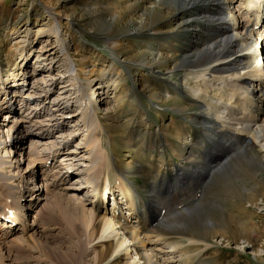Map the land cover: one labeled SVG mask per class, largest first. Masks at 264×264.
<instances>
[{"label": "bare ground", "instance_id": "1", "mask_svg": "<svg viewBox=\"0 0 264 264\" xmlns=\"http://www.w3.org/2000/svg\"><path fill=\"white\" fill-rule=\"evenodd\" d=\"M149 1L152 0L142 1V16L144 17L140 25L142 31L159 32L161 35L164 27L168 28L169 24L167 38H173L176 42L180 32H189V36L184 37L186 44L175 46L176 48L170 46L167 48L169 50L166 52L169 51V55H165L163 46L166 44L163 39L156 44L153 52H148L145 56L140 54L139 58L136 57L137 60H133L137 67H144L149 73L155 72L154 69L159 67H163L164 71L172 74L179 70V83L184 88V92L177 97L178 99H174L175 108L184 115V119L189 120L184 122V138L181 137L183 134L181 131L170 136L177 138L178 142L183 141L181 144H184V151L189 150L184 156L182 165L184 171L173 173V177L178 181H184V188H189L192 184L200 185L205 176L214 178V175H218L225 167H235L238 164L242 175L239 178L232 180V174L223 171V175L229 179L226 189L229 192H233L235 188L238 190L237 194L241 199L239 207L242 210H246L245 204L249 202L258 205L259 200L256 201L255 197L262 198L264 192L257 185L250 186L249 180L264 179L256 174V172L264 171V60L259 66L263 65L262 70L256 65V57L259 54L258 40L264 35V0H158V2H150L146 5ZM51 33L54 36L53 40L51 39L50 43H41L40 49L37 50L39 52L37 57L43 62L50 59L49 62L53 63L56 60L54 63H57L61 58L66 61L64 72L60 74L59 79H62L63 75H65L64 79L68 78V84L65 85L70 86L69 90L72 87L75 88L74 93L78 94L77 99L81 100L80 105L83 109L70 115L68 105L71 97H68L69 93L63 92V96L54 98H50L46 90L37 93L36 90L39 88L36 87L38 86L36 81L41 84H48L52 81L53 84L57 81L55 77L49 75L48 79H44L45 77H41V80L34 79L32 81L34 87H28L29 91L27 88V91L21 95L25 100L18 106L19 111L25 110L24 108L30 104V99L39 100L41 103L31 106L30 115L26 118L12 121L11 128L6 130L8 140L4 139L3 129L8 122L1 124L0 219H2L4 228L10 227V230L5 231L2 237L6 238L12 233H17L16 239L21 240L26 234L33 237L34 234L44 232L38 222H35L34 212L38 201L45 200L48 193H51L50 198L53 204L58 206L67 223L74 226L75 220L80 219L84 223L99 224L96 240L101 242L98 246L102 262L114 259L112 264H139V262L141 264H190L186 262L187 256L185 252L183 254L181 247H186L187 243L189 245L198 244L202 239L189 237L187 227L190 223L197 229H205L214 225L211 216L203 210H196L197 204L180 210L177 206L172 207L180 201L179 197L154 190L156 176L164 173V170L170 166L171 168L178 167L177 162L171 164L169 158L164 160L156 154L158 144H156L154 153L149 155L150 165L145 168L132 166L119 161L118 157L115 158L113 151L116 147L113 143L111 147L114 150L110 152L111 154H100L97 150L100 146L96 148L95 143L98 140L96 141L93 136V127L94 125L101 127V124L96 113L99 108H95L97 103L90 105L92 97L98 98L96 102L107 97L111 92L108 86L112 84L114 93L117 90L120 91L114 96V101H121L124 98L121 91L131 89L136 95L135 99L142 102L143 97L136 93L141 94V92L135 90V78L130 76L129 83L131 84L127 85V88L125 85L120 87L117 84L120 73L125 74V70L128 74L129 70L118 57L113 61V66L118 64L114 69L113 66L106 68L98 75L89 70L83 71L85 76L79 73L73 75L76 71L72 72L73 63L69 58L68 48L63 44V40L59 39V29L54 26ZM10 75L12 74L0 81V89L1 84L7 86L5 90H0V93L3 94L10 88L12 95L15 96L18 95V90L24 88L23 80L26 77H23L18 84L15 82L10 84L8 82ZM169 92L166 91L163 96L155 94L154 99L158 102L166 98L170 99ZM11 101L10 98L6 100L4 98L0 102V112L6 110L3 113V120L8 117L11 119L10 114L16 115L17 113V108ZM59 103H64L66 106L61 108ZM104 111L107 115H112L115 108L110 106ZM41 115L46 116L44 120L39 117ZM61 117L65 118L63 122L73 118L74 127L79 129L82 126L83 131L87 132L83 145L77 147L79 144L77 143L75 146L79 152H82L81 159L88 162L81 170L78 179L73 181L77 185H65L72 175V166L80 158L75 157L77 149L68 148L71 136L75 133L74 127L65 132L64 126L58 125ZM207 117L209 121H206ZM191 119L200 120V124L206 129L194 130L186 127ZM24 127L36 128L38 131L35 137L30 138L29 136L30 133L34 134L33 132H23ZM212 134L217 135V139L212 140L210 138ZM161 135L166 136L163 131ZM203 137H207L211 145L204 141ZM194 138H197V141ZM26 141H29L27 150L24 145ZM159 144L162 146V142ZM12 149H20V153L12 157ZM232 150L239 155L227 158L230 163L226 161L219 167L213 165L218 162L219 157ZM57 156H61V159L56 161ZM41 159H43L42 162ZM24 164H26L25 167H23ZM76 165L80 167L83 163L76 162ZM133 169L135 173L141 174L150 182L149 191L153 194L147 196V199L138 191V188L143 185L130 183L128 174L134 175ZM50 175L53 176L52 183L49 181ZM162 177L161 186L163 188L166 177ZM187 180L190 182L187 183ZM16 181L22 183L21 192L13 189ZM80 183L84 184L81 189H89L83 200L75 198L80 189ZM61 184L64 185L61 186ZM236 185L239 188L235 187ZM177 187L175 185L173 188L176 190ZM2 192L8 195H1ZM26 194L31 197L28 199ZM109 195L113 198L111 204L114 206L111 208L107 202L110 201ZM90 197L93 199L90 200ZM86 203L90 206L85 207ZM259 205L264 207L263 202ZM122 206H125V212H122ZM165 206L169 209H165ZM171 208H174L173 211ZM165 211H170L174 218L180 219L181 224L167 227L163 222V224L159 223ZM241 213L247 214L248 211ZM245 227L247 228V224ZM246 228L242 230L245 235L252 233L250 227L247 228L248 230ZM197 229L195 233L199 232ZM174 239L177 241L174 242ZM132 256L136 260H132Z\"/></svg>", "mask_w": 264, "mask_h": 264}, {"label": "rangeland", "instance_id": "2", "mask_svg": "<svg viewBox=\"0 0 264 264\" xmlns=\"http://www.w3.org/2000/svg\"><path fill=\"white\" fill-rule=\"evenodd\" d=\"M142 1L0 0V81L9 77V74H12L8 78V82L10 84H14V82L18 84L20 80H23V77H26L23 80L24 88L18 90V95H12L13 92L10 88H8L9 91H4L3 94L0 93V102L4 98L5 100L10 98L12 100L11 103L17 108L16 115L10 114L12 116L11 119L8 117L6 120H3V113L6 110L0 112V126L8 122L3 128L4 139L8 140L6 130L11 128L14 120L26 118L27 115H30V107L41 103L39 100L30 99V104L24 108V111H19L18 108L25 100L21 95L27 91L28 87H34L32 82L34 79L41 80V77L48 79L49 75L55 77L57 81L53 84V81L51 83L48 82V84H41V82L36 81L38 85L36 87L39 88L36 92L41 93L43 90H46L45 92L49 93L50 98L63 96V92L65 94L69 93L68 97H71L68 105L70 115L83 109V106L80 105L81 100L77 99L78 94L74 93L75 88L72 87L69 90L70 86L65 85L66 83L68 84V78L64 79L65 75H63V77L61 76L62 79H59L60 74L64 72L66 61L61 58L57 63H54L56 60L53 63L49 62L50 59L43 62L37 57L39 54L37 50L40 49L41 43H50V40H53L54 36L51 31L55 26L59 29V39L63 40V44L68 48L69 58H71L73 63L71 67L72 72L76 71L73 75L79 73L81 76H85L83 75V71L88 70L98 75L99 72L105 71L106 68H111L113 61L118 57L122 63L126 64L129 70L128 74H126L125 70V74L123 72L120 73V79L117 84L120 87L125 85L127 88V85L130 86L131 84L129 83L130 76L135 78V90L141 92V94L139 92L136 93L143 97L142 102H138L135 99L136 95L131 89L121 91L124 98L121 101H114V96L118 95L120 91L117 90L115 94L112 84L108 86L111 92H109L107 97H104L99 102H96L98 99L96 96L92 97L90 105L97 103L95 108H99L96 110V113L99 117L98 121L100 120L99 123L101 124V127H97L96 125L93 127V136L96 141H99L95 143L97 144L96 148L100 146L97 149L100 154H111L110 152L114 150L111 147L113 143L116 147V150L113 151L115 158L118 157L119 161L121 160L129 165L145 168L150 165L148 159L158 146L156 154L163 157L164 160H168L169 158L171 164L177 162L178 167H173V169L170 166L164 170V173L162 172L161 175L156 176L157 180L154 183V190L179 197L180 201L172 207L177 206L180 210L197 204L196 210H203L211 216L214 225L213 227L208 226L205 229H197L195 226L199 231L195 233L197 232L195 227L191 223L189 224L187 227L189 229L186 230L189 234L188 236L202 239V241L195 245L187 243L186 247H181V244L179 245L182 248L183 254L185 252L187 256L186 262L190 264H264V207L259 205V203H264V195H262V198L255 197L256 201L259 200L257 202L258 205L249 202L245 204L246 210H242L239 207L241 199L237 194L238 190L235 188L233 192H229L226 189L229 179H226L223 175V171H225L232 174V180L241 177V170L236 162H234L236 164L235 167H225L220 170L218 175H214V178L205 176L198 186L192 184L191 187L184 188V181H178L173 177V173L184 171V166H182L184 164V156H186V151L189 150L186 149L184 151V144H181L183 141L178 142L177 138L170 136L177 131H181L183 133L181 137L184 138V122L189 120L184 119V115L175 108L176 101L174 99H178L177 97L184 92V88L179 83V70L172 74L164 71L163 67H159L154 69L155 72L149 73L146 68L137 67L133 60H137L140 54H144L145 56L147 55L146 53L153 52V49L157 46L156 44H159L163 39L166 44L163 46L165 55H169V51L166 52V50H169L167 48L169 46L176 48L175 46L186 44L184 37H188L189 32H180L176 42L173 41V38H167L169 36V24L167 25L168 28L165 26L163 29V34L167 30L164 35H160L159 32L142 31L140 26L142 24L141 20L144 18L142 16ZM150 2H158V0L149 1L146 5H149ZM38 31H42V33L39 34ZM53 64L54 66H52ZM116 66L118 64H115L113 69ZM46 74L48 76H45ZM1 85L2 88L0 90H5L7 86ZM166 91H170V99L166 98L159 102L154 99L153 95L163 96ZM59 105L62 106L61 108L66 106L64 103H59ZM107 106L115 108L112 115H107L104 111V109L108 108ZM132 114L135 115L133 116ZM39 117L44 120L46 116L41 115ZM64 119V117H61L58 125L64 126L63 130L65 132L73 129V118H69L70 120L63 122ZM206 121H209V117L206 118ZM200 123V120L191 119L186 127L194 130L206 129ZM22 129L25 133H34H30V138H34L38 131L34 127H24ZM74 131L75 133L71 136L72 139L69 141L68 148L77 149L75 157L80 158V160L76 162L83 163V165L78 167L76 162L74 163L72 175L65 185H77L73 181L78 179L81 170L88 164L86 160L81 159L82 152H79L78 148L75 147L77 143H79L77 147L83 145L87 132L83 131L82 126L79 129L74 127ZM162 131L165 132L166 136H160ZM206 138L203 137V140L211 145ZM210 138L212 140L217 139V135L212 134ZM161 139L164 140L162 141ZM194 140L197 141V138H194ZM158 141L162 142V146ZM25 143V150H27L29 141ZM156 144L158 145L156 146ZM19 153L20 149H12L11 156L15 157ZM236 154V151L232 150L230 153L219 157L218 162L213 165L219 167L225 164L226 161V163H230V160H227V158L234 157ZM259 154L263 155L262 152H259ZM60 159L61 156H57V159L55 158L56 161ZM42 160L40 161L42 162ZM15 170L14 168L13 171L15 172ZM122 171L124 172V170ZM133 172L134 175L128 174L130 183L143 185L138 188V191L145 199L149 195L152 196L153 193L149 191L151 189L150 182L144 179L141 174L135 173L134 169ZM248 172L251 171L248 170ZM256 174L259 178L264 177V171L256 172ZM162 176L166 177L163 188L161 186ZM52 177L51 175L49 177L51 183L53 182L51 180ZM188 182L190 181L187 180ZM249 183L250 186L257 185L264 192V179L255 180L253 178L249 180ZM181 184L183 185L181 186ZM63 185L61 184V186ZM80 185L75 198L83 200L86 191L89 189H81L84 184L80 183ZM175 185L178 186L176 190L173 188ZM235 187L238 186L236 185ZM22 188V183L16 181L15 188L13 189L21 192ZM2 193L1 195H8V193ZM67 195L71 196L72 194ZM50 196L51 193H48L46 199L39 200L35 207V222H38L44 231L38 235L34 234L35 237H29L26 234L22 236L24 239H18V241L16 239L17 233H12L13 235L10 234L6 238H3L2 235H5V231L10 230V227L4 228L3 222H1L2 219H0V227L2 228L0 231V264H112L114 259L102 262L103 260L99 256L100 247L98 245L101 242L99 243L96 240L99 224L84 223L80 219H77L75 220V225L72 226L63 219L58 206L53 204ZM30 197L31 195H28V199ZM89 199L92 200L93 198L90 197ZM62 205L66 206V204ZM108 205L111 208L113 204L110 202ZM88 206H90L89 203H86L85 207ZM168 207L165 206V209L168 210ZM124 208L125 206H122V212L126 211V208ZM171 209L173 211L174 208ZM245 211H248V213H241H245ZM171 214L170 211H165L161 215L159 223H164V226L167 227L181 224L180 219L174 218ZM169 216L171 217L169 218ZM183 223L186 226V223ZM246 224L247 228L250 227L252 231V233L247 235L242 232L246 228ZM176 237L178 236L176 235ZM173 241L176 242L177 239ZM131 259L136 260L134 256Z\"/></svg>", "mask_w": 264, "mask_h": 264}]
</instances>
